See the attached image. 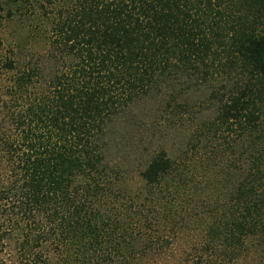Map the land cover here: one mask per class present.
Returning <instances> with one entry per match:
<instances>
[{
    "label": "trees",
    "instance_id": "1",
    "mask_svg": "<svg viewBox=\"0 0 264 264\" xmlns=\"http://www.w3.org/2000/svg\"><path fill=\"white\" fill-rule=\"evenodd\" d=\"M19 1L29 0L9 3ZM44 1L56 8L48 51L15 75L8 93L26 103L12 104L0 130V264H52V246L56 264H132L147 253L139 251L158 224L154 201L171 197L158 185L179 172L160 147L134 160L142 129H167L134 115L149 101L176 137L188 132L185 151L217 145L244 167L236 186L221 189L212 223L181 264H237L252 238L264 249V0L32 6ZM130 169L144 195L130 197ZM13 238L17 261L5 262Z\"/></svg>",
    "mask_w": 264,
    "mask_h": 264
},
{
    "label": "rangeland",
    "instance_id": "2",
    "mask_svg": "<svg viewBox=\"0 0 264 264\" xmlns=\"http://www.w3.org/2000/svg\"><path fill=\"white\" fill-rule=\"evenodd\" d=\"M43 4L44 8L41 9L36 5L34 8L32 0L19 1L15 5L9 3V0H0L2 8L0 11V130L1 127L7 128L8 126V116L14 109L12 104L18 103L22 108L26 103V100L8 93V88L12 86L15 75L29 62L36 63L44 60L48 51L49 29L56 8L47 1H44ZM9 61L13 63L14 69L7 67ZM49 73L48 70L47 74ZM39 88L41 86L36 85L31 87L29 92L33 94V90ZM151 103L152 101L140 103V106L138 105L139 107L137 106L138 108L134 111V115H137L138 120L143 118L142 123H153L158 128L162 123L163 128L167 129L162 135H159L160 131H144L142 129L138 138L144 143L140 144L141 147L135 153L134 160L136 162L143 156L147 158L148 155L155 152V148L160 147L173 161V168L177 170L178 166L179 172H173L158 185L160 189L166 188L167 197L169 194L171 197L161 203L154 201L156 204L153 207L154 216L156 219L158 218L156 230L144 235L146 239L143 242V250L139 252L147 250V253L142 256H138L139 254L132 256V264H181L185 262L188 254L194 253V249L205 235L206 225L212 223L219 209L216 200L221 195V189L226 187L232 189L236 186L240 169L244 167L239 161V156L232 152L233 150L220 152V147L217 145L213 148V152L185 151L181 138L185 136V139L182 140L188 142L190 140L188 132L182 135L186 131L182 129L181 135L176 137L168 121L157 117L160 116L158 114L160 111H157L158 107ZM153 133L157 135L154 136ZM175 184L178 186L177 189H174ZM125 185L131 193L130 197L136 196L138 192L142 191L144 195L147 190L137 171L133 169H130V175L126 179ZM114 186L119 190V183L115 182ZM159 198L161 196L155 200H159ZM130 200L132 201V198ZM111 202L114 201L109 203ZM126 202H129V199L121 201L120 204L123 206ZM168 202L176 205L174 213L170 211L171 205L168 209ZM163 203H166V208L163 207ZM205 204L210 207L206 208ZM108 206L112 205L108 204ZM183 209H186L183 218L187 221L179 229L180 226L175 227V224L180 225ZM168 214L169 219L167 218ZM4 218L7 221L8 216L4 215ZM191 218L200 220L202 225L195 224ZM258 241V238H252L247 242L237 264H261L262 258H264V249L259 246ZM52 248L53 252H49L48 248L42 251L49 252L51 263L56 264L58 251L55 250L56 246H52ZM1 258L5 262L15 263L17 261L14 238L10 240V244Z\"/></svg>",
    "mask_w": 264,
    "mask_h": 264
}]
</instances>
